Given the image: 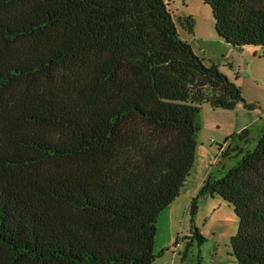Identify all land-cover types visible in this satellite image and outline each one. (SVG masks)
<instances>
[{
  "label": "trees",
  "instance_id": "1",
  "mask_svg": "<svg viewBox=\"0 0 264 264\" xmlns=\"http://www.w3.org/2000/svg\"><path fill=\"white\" fill-rule=\"evenodd\" d=\"M203 2L221 39L264 55V0ZM203 103L252 108L165 0H0V264H152ZM240 152L189 207L230 203L235 264H264V134Z\"/></svg>",
  "mask_w": 264,
  "mask_h": 264
},
{
  "label": "rangeland",
  "instance_id": "2",
  "mask_svg": "<svg viewBox=\"0 0 264 264\" xmlns=\"http://www.w3.org/2000/svg\"><path fill=\"white\" fill-rule=\"evenodd\" d=\"M165 1L179 36L191 44L206 65L215 64L239 85L244 100L252 105L247 108L238 103L232 110L212 108L208 103L201 106L197 142L203 144L205 153L196 169L204 165L219 177L236 164L241 150L254 148L264 134V55L259 47L236 48L221 39L211 9L203 0ZM187 16L194 22L192 32L182 25ZM226 141L225 150L219 148ZM191 177L194 179V172ZM181 201L177 197L174 206L157 219L152 264H235L230 237L237 230L238 218L233 206L218 195L199 196L194 211L189 207L191 198ZM195 229L202 240L194 235ZM177 240L179 246L175 245Z\"/></svg>",
  "mask_w": 264,
  "mask_h": 264
},
{
  "label": "crops",
  "instance_id": "3",
  "mask_svg": "<svg viewBox=\"0 0 264 264\" xmlns=\"http://www.w3.org/2000/svg\"><path fill=\"white\" fill-rule=\"evenodd\" d=\"M257 51L255 50L254 51V54L256 53ZM227 145V141L223 144H220V147L221 149L225 150V147ZM231 149L228 148V150ZM233 149V148H232ZM228 150L225 151V153L228 154ZM205 153V148L203 147V144H198L197 142V146H196V151H195V159H194V163H193V167L192 169L190 170L181 190H180V193L177 197L181 198V202H183L185 199L187 201V199H192V197L197 193L199 187L201 186L203 180L206 178V176L209 174V171H208V168H204V165L201 167V169H196L198 168V165L200 164V162L204 161L202 159V154ZM195 174V177L194 179H191L192 177V174ZM177 197L169 204V206H167L165 209H163L161 211L164 212L165 210H168L169 208H171L172 206H174L175 202H176V199Z\"/></svg>",
  "mask_w": 264,
  "mask_h": 264
},
{
  "label": "built area",
  "instance_id": "4",
  "mask_svg": "<svg viewBox=\"0 0 264 264\" xmlns=\"http://www.w3.org/2000/svg\"><path fill=\"white\" fill-rule=\"evenodd\" d=\"M176 246H179V243H178V241L176 242Z\"/></svg>",
  "mask_w": 264,
  "mask_h": 264
}]
</instances>
